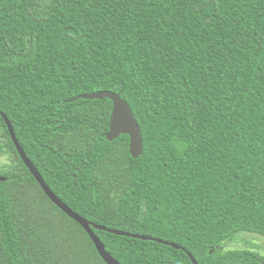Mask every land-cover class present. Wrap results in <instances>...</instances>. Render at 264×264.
Instances as JSON below:
<instances>
[{"label": "trees", "instance_id": "1", "mask_svg": "<svg viewBox=\"0 0 264 264\" xmlns=\"http://www.w3.org/2000/svg\"><path fill=\"white\" fill-rule=\"evenodd\" d=\"M96 91L130 106L137 158ZM1 113L121 264H264L226 249L264 237V0H0V264H106Z\"/></svg>", "mask_w": 264, "mask_h": 264}, {"label": "water", "instance_id": "2", "mask_svg": "<svg viewBox=\"0 0 264 264\" xmlns=\"http://www.w3.org/2000/svg\"><path fill=\"white\" fill-rule=\"evenodd\" d=\"M78 97L84 99H92V98H109L112 101V110L109 118V129L106 132L105 136L108 141H111L117 138L120 134H127L129 136V153L132 157L137 158L142 154L143 151V140L140 133L139 125L136 119L133 116L132 110L128 103L124 101L119 94L111 92V91H96L92 93H84L79 95ZM76 97V98H78ZM11 136V139L22 158L25 165L28 167L30 172L33 174L37 182L39 183L40 187L44 191V193L48 196V198L57 205L64 213H66L69 217L74 219L89 235L90 239L92 240L98 254L103 259L106 264H121L117 259H115L106 249L105 245L99 239V237L94 233L92 227L97 229H106V227L91 223L77 212L72 210L69 206H67L54 192L51 188L46 184L44 178L39 173L37 168L34 166L32 161L27 157L24 152V149L20 145L18 139L15 136L13 127L11 122L7 119L6 115L1 113ZM6 177L0 176V180H5ZM92 226V227H91ZM110 232H113L118 235H125L134 238L140 239H150L151 237L147 235L137 234V233H130L122 230L117 229H107ZM158 242H163L165 244L171 245L173 247H179L173 242L163 241L161 239L151 238ZM193 264H198V262L194 259L191 253H189Z\"/></svg>", "mask_w": 264, "mask_h": 264}, {"label": "rangeland", "instance_id": "3", "mask_svg": "<svg viewBox=\"0 0 264 264\" xmlns=\"http://www.w3.org/2000/svg\"><path fill=\"white\" fill-rule=\"evenodd\" d=\"M3 138L2 131L0 130V140H3ZM12 161V155L7 151L0 154V168L10 165ZM228 246L226 249L247 247L264 254V237L254 233L240 232L234 241L229 242Z\"/></svg>", "mask_w": 264, "mask_h": 264}]
</instances>
